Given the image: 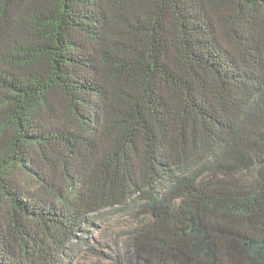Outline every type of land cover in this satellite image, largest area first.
Wrapping results in <instances>:
<instances>
[{"label": "trees", "instance_id": "trees-1", "mask_svg": "<svg viewBox=\"0 0 264 264\" xmlns=\"http://www.w3.org/2000/svg\"><path fill=\"white\" fill-rule=\"evenodd\" d=\"M120 208L117 264H264V0H0V264Z\"/></svg>", "mask_w": 264, "mask_h": 264}, {"label": "rangeland", "instance_id": "rangeland-1", "mask_svg": "<svg viewBox=\"0 0 264 264\" xmlns=\"http://www.w3.org/2000/svg\"><path fill=\"white\" fill-rule=\"evenodd\" d=\"M87 244L73 245L56 264H117L118 248L133 224L128 211L106 209L90 218Z\"/></svg>", "mask_w": 264, "mask_h": 264}]
</instances>
